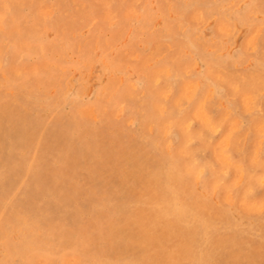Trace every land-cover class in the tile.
<instances>
[{
  "label": "rangeland",
  "instance_id": "rangeland-1",
  "mask_svg": "<svg viewBox=\"0 0 264 264\" xmlns=\"http://www.w3.org/2000/svg\"><path fill=\"white\" fill-rule=\"evenodd\" d=\"M81 1L0 0V264H264V0Z\"/></svg>",
  "mask_w": 264,
  "mask_h": 264
},
{
  "label": "bare ground",
  "instance_id": "bare-ground-1",
  "mask_svg": "<svg viewBox=\"0 0 264 264\" xmlns=\"http://www.w3.org/2000/svg\"><path fill=\"white\" fill-rule=\"evenodd\" d=\"M19 1H20V0H19ZM35 1H36V0H35ZM82 1H83V0H82ZM82 1H81V2H82ZM106 1H107V0H106ZM25 2H27V1H25ZM37 2H38V1H37ZM37 2H36V3H37ZM48 2H49V1H48ZM54 2H55V1H54ZM54 2H53V3H54ZM81 2H80V3H81ZM126 2H127V1H126ZM7 3H8V2H7ZM9 3H10V1H9ZM11 3H12V2H11ZM36 3H35V4H36ZM40 3H42V1H41ZM43 3H44V1H43ZM76 3H78V2H76ZM80 3H78V4H80ZM127 3L129 4V1H128ZM127 3H126V5H127ZM5 4H6V3H5ZM12 4H13V3H12ZM22 4H23V3H22ZM71 4H72V3H71ZM71 4H70V6H71ZM73 4H74V3H73ZM131 4H132V3H131ZM0 5H1V4H0ZM37 5H38V4H37ZM53 5H54V4H53ZM76 5H77V4H76ZM1 6H2V5H1ZM12 6H13V5H12ZM38 6H39V5H38ZM72 6H74V5H72ZM127 6H128V5H127ZM132 6H133V5H132ZM50 7H52V6H50ZM123 7H124V6H123ZM18 8H19V7H18ZM36 8H37V7H36ZM36 8H35V9H36ZM2 9H3V8H2ZM62 10H65V8L62 9ZM99 10H100V9H99ZM106 10H108V9H106ZM3 11H5V10H3ZM78 12H80V11H78ZM112 12H113V11H112ZM2 13H3V12H1V14H2ZM45 13H46V12H45ZM124 13H125V12H124ZM8 14H9V13H8ZM39 14H40V13H39ZM98 14H99V13H98ZM4 15H5V14H4ZM4 15H3V16H4ZM6 15H7V14H6ZM10 15L12 16V13H11ZM10 15H9V16H10ZM35 15H36V14H35ZM123 15H124V14H123ZM123 15H122V16H123ZM40 16H41V15H40ZM5 17H6V16H5ZM47 17H48V16H47ZM5 19H6V18H5ZM17 19H19V18H17ZM22 19H23V18H22ZM20 20H21V19H20ZM23 20H24V19H23ZM32 20H33V19H32ZM42 20H43V19H42ZM73 20H74V19H73ZM0 21H2V18H1ZM70 21H72V20H70ZM70 21H69V24L71 23ZM10 22H11V21H10ZM34 22L37 23V20L34 21ZM34 22H33L32 24H34ZM16 23H17V22H16ZM22 23H23V22H22ZM28 24L30 25V23H28ZM65 24H66V23H65ZM1 25H2V24H1ZM9 26H10V25H9ZM11 26H12V24H11ZM18 26H19V24H18ZM40 26H41V25H40ZM27 27H28V26H27ZM33 27H34V26H33ZM38 27H39V26H38ZM59 27H60V26H59ZM14 28L17 29V26L15 27V25H14ZM29 28H30V26H29ZM11 29H12V28H11ZM38 29H39V28H38ZM1 30H3V29H1ZM39 30H40V29H39ZM12 31H13V29H12ZM0 32H1V31H0ZM6 32H7V31H6ZM9 32H10V31H9ZM1 33H3V32H1ZM1 33H0V34H1ZM10 33H12V32H10ZM3 34H4V33H3ZM6 38H7V36H6ZM22 39H24V38H22ZM3 40H5V39H3ZM20 41H21V40H20ZM8 42H9V41H8ZM36 42H37V41H36ZM15 43H16V42H15ZM29 43H30V42H29ZM34 43H35V42H34ZM1 44H2V42H1ZM17 44H19V43H17ZM17 44H16V45H17ZM25 44H26V43H25ZM30 44H31V43H30ZM6 45H7V44H6ZM28 45H29V44H28ZM0 46H1V45H0ZM26 46H27V45H26ZM29 46H30V45H29ZM35 46H36V45H35ZM31 47H32V46H31ZM4 48H5V47H4ZM19 48H20V47H19ZM25 48H26V47H25ZM32 48H34V47H32ZM7 49H8V48H7ZM27 49H29V48H27ZM0 50H1V49H0ZM14 50H17V48H15ZM23 50H24V48H23ZM18 51H19V50H18ZM20 51H21V50H20ZM41 51H42V50H41ZM123 52H124V51H123ZM1 53H2V52H1ZM124 54H125V53H124ZM9 55H10V54H9ZM19 57H20V56H19ZM0 59H2V58H0ZM4 59H5V58H4ZM4 59H3V60H4ZM9 59H11V57H9ZM12 59H13V58H12ZM14 59H15V58H14ZM16 59H17V58H16ZM0 61H1V60H0ZM8 61H9V60H8ZM41 61H43V60H41ZM39 62H40V61H39ZM5 63H6V62H5ZM11 63H13V62H11ZM27 63H28V62H27ZM9 64H10V63H9ZM37 64H38V63H37ZM37 64H36V65H37ZM39 64H40V63H39ZM11 65H13V64H10V66H11ZM15 65H16V64H15ZM34 65H35V64H34ZM36 65H35V66H36ZM13 66H14V65H13ZM13 66H12V67H13ZM35 66H34V68H35ZM40 66H41V65H40ZM15 67H16V66H15ZM20 67H21V66H20ZM32 67H33V66H32ZM32 67H31V68H32ZM41 67H42V66H41ZM8 68H9V67H8ZM13 68H14V67H13ZM45 68H46V67H45ZM1 69H2V68H1ZM19 70H20V69H19ZM29 71H30V70H29ZM223 71H225V70H223ZM229 71H230V70H229ZM234 71H235V70H234ZM8 72H9V71H8ZM47 72H48V71H47ZM213 72H214V71H213ZM218 72H219V71H218ZM218 72H216V74H218ZM242 72H243V71H242ZM12 73H13V72H12ZM14 73H15V72H14ZM17 73H18V72H17ZM30 73H31V72H30ZM34 73H35V72H34ZM209 73H211V72L209 71ZM263 73H264V72H263ZM263 73H261V74H263ZM2 74H3V72H2ZM211 74H212V73H211ZM235 74H236V73H235ZM5 75H6V74H5ZM5 75H4V76H5ZM242 75H243V74H242ZM16 76H17V75H16ZM32 76H33V75H32ZM213 76H214V75H213ZM217 76H218V75H217ZM18 77H19V76H18ZM263 77H264V76H263ZM222 79H224V78H222ZM238 81H240V79H239ZM229 82H230V81H229ZM236 82H237V81H236ZM254 82H255V81H254ZM231 83H232V81H231ZM231 83H230V84H231ZM234 83H235V82H234ZM235 84H236V83H235ZM243 84H244V82H243ZM247 84L249 85V83H247ZM238 85H239V84H238ZM233 86H234V84L232 85V89L234 90ZM125 87H126V86H125ZM125 87H124V88H125ZM230 88H231V87H230ZM235 88H236V87H235ZM126 89H128V88H126ZM129 89H130V88H129ZM226 89L228 90L227 87H226ZM232 89H231V90H232ZM10 90H11V89H10ZM124 90H125V89H124ZM231 90H230V91H231ZM256 90L258 91L259 89H256ZM261 90H262V89H260V91H261ZM122 91H123V90H122ZM122 91H121V92H122ZM139 91H142V90H139ZM228 91H229V90H228ZM234 91H235V90H234ZM13 92H14V91H13ZM175 92H176V91H175ZM197 92H198V91H197ZM255 92H256V91H255ZM129 93H130V92H128V94H129ZM178 93H179V91H178ZM248 93H249V92H248ZM136 94H139V93L136 92L135 95H136ZM175 94H176V93H175ZM244 94H245V93H244ZM244 94H243V95H244ZM249 94H251V93H249ZM262 94H263V93H262ZM176 95H177V94H176ZM240 95H241V94H240ZM253 95H254V94H253ZM131 96H132V94H131ZM136 96H137V95H136ZM173 96L176 98L175 95H173ZM173 96H172V97H173ZM195 96H196V95H195ZM241 96H242V95H241ZM255 96H256V95H255ZM255 96H254V97H255ZM263 96H264V95H263ZM174 97H173V99H174ZM177 97H178V96H177ZM254 97H253V99H254ZM260 97H261V96H260ZM10 98H11V97H10ZM118 98H119V97H118ZM171 99H172V98H171ZM237 99H238V98H237ZM242 99H243V98H242ZM262 99H263V98H262ZM7 100H8V99H7ZM124 100H125V99H124ZM130 100H131V99H130ZM149 100H150V99H149ZM174 100H175V99H174ZM174 100H173V101H174ZM177 100L179 101L178 98H177ZM196 100H197V99H196ZM258 100H259V99H258ZM173 101H172V102H173ZM178 101H177V102H178ZM177 102H175V103H177ZM152 103H153V102H152ZM173 103H174V102H173ZM195 103H196V102H195ZM142 104H143V103H142ZM193 104H194V103H193ZM257 104H258V103H257ZM0 105H1V104H0ZM8 105H9V104H8ZM115 105H116V104H115ZM140 105H141V104H140ZM176 105H177V104H176ZM243 105H244V103H243ZM13 106H14V105H13ZM206 106L208 107V105H206ZM252 106H253V105H252ZM9 107H10V106H9ZM9 107H8V108H9ZM117 107H118V106H117ZM141 107H143V106L141 105ZM12 108H13V107H12ZM23 108H25V107H23ZM155 108H156V107H155ZM243 108H244V107H243ZM17 109H18V108H17ZM25 109H26V108H25ZM151 109H152V108H151ZM156 109H157V108H156ZM191 109H192V108H191ZM240 109H241V108H240ZM12 110H13V109H12ZM140 110H141V109H140ZM193 110H194V109H193ZM241 110H242V109H241ZM1 111H2V110H1ZM22 111H23V110H22ZM81 112H82V111H81ZM263 112H264V111H263ZM204 113H206V112H204ZM204 113H203V114H204ZM207 113L210 114V112H207ZM243 113H244V112H243ZM254 113H255V111H254ZM189 114H190V113H189ZM222 114H223V113H222ZM241 114H242V113H241ZM20 115H21V114H20ZM20 115H19V116H20ZM50 115H51V114H50ZM78 115H79V114H78ZM251 115H252V114H251ZM256 115H257V114H256ZM7 116H8V115H7ZM81 116H82V115H81ZM88 116H89V115H88ZM190 116H191V115H190ZM196 116H197V115H196ZM249 116H250V115H249ZM0 117H1V116H0ZM21 117H22V116H20V118H21ZM70 117H71V116H70ZM79 117H80V116H79ZM82 117H83V116H82ZM86 117H87V116H86ZM86 117H84V118H86ZM130 117H131V116H130ZM199 117H200V116H199ZM200 118H201V117H200ZM202 118H203V117H202ZM222 118H223V117H222ZM248 118H250V117H247V119H248ZM263 118H264V117H263ZM154 119H155V118H154ZM251 119H252V118H251ZM261 119H262V117H261ZM7 120H9V118H8ZM195 120H196V119H195ZM201 120H202V119H201ZM248 120H249V119H248ZM25 121H26V120H25ZM127 122H128V121H127ZM121 123H122V122H121ZM124 123H125V121H124ZM129 123H130V122H129ZM151 123H152V122H151ZM180 123H181V122H180ZM3 124H5V123L3 122ZM13 124H14V123H13ZM40 124H41V123H40ZM43 124H44V123H43ZM148 124H149V122H148ZM7 125H8V124H7ZM158 125H159V124H158ZM161 125H162V124H161ZM209 125H210V124H209ZM26 126H27V125H26ZM32 126H33V125H32ZM149 126H150V125H148V127H149ZM195 126H196V125H195ZM210 126H211V125H210ZM210 126H209V129H210ZM43 127H44V126H42V128H43ZM150 127H151V126H150ZM150 127H149V129H150ZM182 127H183V126H182ZM214 127H216V126L214 125ZM5 128H6V127H5ZM12 128H14V127H12ZM23 128H25V127H23ZM33 128H34V127H33ZM33 128H32V129H33ZM36 128H37V127H36ZM42 128H41V129H42ZM88 128H89V127H87V129H88ZM217 128H218V127H217ZM247 128H248V127H247ZM1 129H2V128H1ZM6 129H7V128H6ZM41 129H40V130H41ZM84 129H85V128H84ZM114 129H115V128H114ZM118 129H119V128H117V130H118ZM152 129H153V128H152ZM209 129H208V130H209ZM14 130H15V128H14ZM21 130H22V129H21ZM34 130H35V129H34ZM37 130H38V129H37ZM119 130H120V129H119ZM125 130H126V129H125ZM159 130H160V128H159ZM161 130H162V129H161ZM161 130H160V131H161ZM164 130H165V129H164ZM210 130H211V132L213 131L212 128H211ZM15 131H16V130H15ZM82 131H84V130H82ZM87 131H88V130H87ZM120 131H121V130H120ZM147 131H148V130H147ZM150 131H151V129H150ZM214 131H215V130H214ZM225 131H226V130H225ZM238 131H239V130H238ZM28 132H29V131H28ZM28 132H26V133H28ZM33 132H34V131H33ZM62 132H63V131H62ZM116 132H117V131H116ZM125 132H126V131H125ZM131 132H132V131H131ZM165 132H166V131H165ZM198 132H199V131H198ZM221 132H222V131H221ZM243 132H244V131H243ZM248 132H250V131L248 130ZM11 133H12V132H11ZM23 133H24V132H23ZM29 133H30V132H29ZM81 133H82V132H81ZM153 133H154V132H153ZM239 133H241V132L239 131ZM0 134H1V133H0ZM15 134H16V133H15ZM21 134H22V133H21ZM187 134H188V133H187ZM199 134H200V133H199ZM207 134H209V133H207ZM243 134L246 135L245 133H243ZM243 134H242V135H243ZM35 135H37V134H35ZM39 135H40V134H39ZM78 135H80V134L78 133ZM124 135H125V134H124ZM151 135H152V134H151ZM239 135H240V134H239ZM41 136H42V135H41ZM51 136H52V133H51ZM51 136H50V137H51ZM57 136H58V135H57ZM57 136H56V137H57ZM250 136H251V134H250ZM20 137H21V136H20ZM29 137H30V136H29ZM140 137H141V136H140ZM240 137H242V136H240ZM21 138H22V137H21ZM36 138H37V137H36ZM38 138H40V137H38ZM38 138H37V139H38ZM42 138H43V137H42ZM122 138H123V137H122ZM131 138H132V137H131ZM185 138H186V137H185ZM188 138H189V137H188ZM188 138H187V139H188ZM29 139H30V138H29ZM37 139H35V140H37ZM96 139H97V138H96ZM143 139H144V138H143ZM190 139H191V138H190ZM206 139H209V138H206ZM215 139H216V138H215ZM240 139H241V138H240ZM243 139H244V138H243ZM9 140H10V139H9ZM14 140H15V139H14ZM26 140H27V139H25V141H26ZM45 140H47V139H45ZM45 140H44V141H45ZM132 140H133V138H132ZM192 140H193V139H192ZM1 141H2V140H1ZM30 141H31V140H30ZM37 141H38V140H37ZM185 141L187 142V140H185ZM212 141H213V140H212ZM241 141H242V140H241ZM91 142H93V141H91ZM91 142H90V143H91ZM180 142H182V141H180ZM243 142H244V141H243ZM252 142H253V141H252ZM0 143H1V142H0ZM26 143H27V142H26ZM30 143H31V142H30ZM33 143H34V142H33ZM35 143H36V142H35ZM54 143H55V142H54ZM57 143H58V142H57ZM140 143H141V142H140ZM154 143H155V142H154ZM239 143H240V142H239ZM241 143H242V142H241ZM244 143H245V142H244ZM253 143H254V142H253ZM15 144H16V143H15ZM36 144H37V143H36ZM55 144H56V143H55ZM72 144H73V143H72ZM72 144H71V145H72ZM91 144H92V143H91ZM123 144H124V143H123ZM237 144H238V142H237ZM52 145H53V143H52ZM52 145H51V146H52ZM92 145H93V144H92ZM121 145H122V144H121ZM132 145H134V144H132ZM135 145H136V144H135ZM249 145H250V144H249ZM0 146H1V145H0ZM234 146H235V144H234ZM239 146H240V145H238L237 147H239ZM241 146H242V144H241ZM5 147H6V146H5ZM72 147H73V146H72ZM119 147H120V146H119ZM22 148H23V147H22ZM25 148H26V147H25ZM30 148H31V147H30ZM44 148H45V147H44ZM74 148H75V147H74ZM91 148H92V147H91ZM95 148H96V147H95ZM125 148H126V147H125ZM125 148H124V150H127V149H125ZM5 149H6V148H5ZM23 149H24V148H23ZM33 149H34V148H33ZM139 149H140V148H139ZM145 149H146V148H145ZM19 150H20V149H19ZM19 150H18V151H19ZM44 150H46V149H44ZM76 150H77V148H76ZM117 150H118V149H117ZM119 150H121V149H119ZM119 150H118V151H119ZM182 150H183V149H182ZM202 150H203V149H202ZM202 150H201V152H202ZM205 150H206V148H205ZM242 150H243V149H242ZM20 151H21V150H20ZM20 151H19V152H20ZM33 151H34V150H33ZM130 151H131V150H130ZM130 151H129V152H130ZM136 151H137V150H136ZM143 151H144V150H143ZM233 151H234V150H233ZM87 152H88V151H87ZM121 152H122V150H121ZM149 152H150V151H149ZM196 152H197V151H196ZM207 152H208V151H207ZM236 152H237V150H236ZM259 152H260V150H259ZM2 153H3V152H2ZM13 153H14V152H13ZM20 153H21V152H20ZM71 153H72V152H71ZM89 153H90V152H89ZM158 153H159V152H158ZM231 153H232V152H231ZM14 154H15V153H14ZM31 154H32V153H31ZM34 154H35V153H34ZM83 154H84V153H83ZM111 154H112V153H111ZM144 154L147 155L146 152H145ZM144 154H143V155H144ZM156 154H157V153H156ZM196 154H197V153H196ZM66 155H68V153H67ZM86 155H87V154H86ZM100 155H101V154H100ZM124 155H126V154H124ZM128 155H129V154H128ZM128 155H127V156H128ZM194 155H195V153H194ZM260 155H261V154H260ZM4 156H5V155H4ZM46 156H48V155H46ZM62 156H63V155H62ZM62 156H61V157H62ZM71 156H73V155H71ZM102 156H103V155H102ZM102 156H101V157H102ZM141 156H142V155H141ZM64 157H66V156H64ZM99 157H100V156H99ZM114 157H115V156H114ZM120 157H122V156H120ZM123 157H124V156H123ZM142 157H143V156H142ZM7 158H8V157H7ZM62 158H63V157H62ZM68 158H69V155H68ZM73 158H74V157H73ZM105 158H106V157H105ZM109 158H110V156H109ZM140 158H141V157H140ZM144 158H145V157H144ZM146 158H147V157H146ZM146 158H145V159H146ZM168 158H169V157H168ZM194 158H196V157H194ZM208 158H209V157H208ZM258 158H259V157H258ZM51 159H52V158H51ZM53 159H54V158H53ZM74 159H75V158H74ZM76 159H77V158H76ZM126 159H127V158H126ZM131 159H132V158H131ZM150 159H151V158H150ZM192 159H193V158H192ZM196 159H197V158H196ZM196 159H195V160H196ZM203 159H205V158H203ZM254 159H255V158H254ZM254 159H253V160H254ZM18 160H19V158H18ZM242 160H243V158H242ZM244 160H245V159H244ZM244 160H243V161H244ZM250 160H251V159H250ZM19 161H20V160H19ZM45 161H46V160H45ZM81 161H82V160H81ZM110 161H111V159H110ZM122 161H123V160H122ZM126 161H127V160H126ZM128 161H130V160H128ZM192 161H193V160H192ZM208 161H209V160H208ZM251 161H252V160H251ZM33 162H34V161H33ZM36 162H37V161H36ZM39 162H40V161H39ZM39 162H38V163H39ZM66 162H67V161H66ZM86 162H87V161H86ZM86 162H85V163H86ZM101 162H102V160H101ZM157 162H158V161H157ZM234 162H236V161H234ZM4 163H5V162H4ZM18 163H19V162H18ZM21 163H22V162H21ZM25 163H26V162H25ZM30 163H31V161H30ZM72 163H73V162H72ZM104 163H105V162H104ZM129 163H130V162H129ZM141 163H142V162H141ZM155 163H156V162H155ZM166 163H167V162H166ZM254 163H255V162H254ZM16 164H17V163H16ZM26 164H27V163H26ZM32 164H33V163H32ZM66 164H67V163H66ZM74 164H76V162H75ZM78 164H79V162H78ZM80 164H81V163H80ZM111 164H112V162H111ZM111 164H110V165H111ZM118 164H119V163H118ZM153 164H154V163H153ZM214 164H215V163H214ZM255 164H256V163H255ZM33 165H34V164H33ZM72 165H73V164H72ZM101 165H102V164H101ZM103 165H104V164H103ZM108 165H109V164H108ZM131 165H132V163H131ZM189 165H190V164H189ZM256 165H257V164H256ZM262 165L264 166V164H262ZM40 166H42L41 163H40ZM60 166H61V165H60ZM90 166H91V165H90ZM98 166H100V165H98ZM106 166H107V164H106ZM114 166H115V165H114ZM156 166H157V165H156ZM199 166H200V165H199ZM231 166H232V165H231ZM236 166H237V165H236ZM32 167H33V166H32ZM42 167H43V166H42ZM47 167H48V166H47ZM96 167H97V166H96ZM103 167H104V166H103ZM108 167H110V166H108ZM216 167H217V166H216ZM28 168H29V167H28ZM49 168H52V169H53V167H49ZM111 168H112V167H111ZM197 168H198V167H197ZM197 168H195V171H197V170H196ZM204 168H205V167H204ZM218 168H220V167H218ZM234 168H235V167H234ZM23 169H24V168H23ZM63 169H65V168H63ZM102 169H103V168H102ZM112 169H113V168H112ZM134 169H136V168H134ZM182 169H183V168H182ZM235 169H236V168H235ZM28 170H30V169H27V171H28ZM37 170H38V169H37ZM39 170H40V169H39ZM110 170H111V169H110ZM136 170H137V169H136ZM136 170H135V171H136ZM199 170H200V169H199ZM205 170H206V169H205ZM205 170H204V171H205ZM255 170H256V169H255ZM23 171H24V170H23ZM23 171H22V172H23ZM34 171H35V170H34ZM34 171H33V172H34ZM40 171H41V170H40ZM57 171H58V170H57ZM59 171H60V170H59ZM65 171H66V170H65ZM75 171H77V170L75 169ZM107 171H108V170H107ZM107 171H106V173H107ZM112 171H114V170H112ZM195 171H194V172H195ZM204 171H203V173H204ZM52 172H53V171H52ZM55 172H56V171H55ZM115 172H116V171H115ZM218 172L220 173V171H218ZM36 173H37V172H36ZM46 173H47V172H46ZM62 173H63V172H62ZM65 173H66V172H65ZM65 173H63V175H64ZM67 173H68V172H67ZM74 173H75V172H74ZM111 173L113 174V172H111ZM129 173H130V172H129ZM129 173H128V174H129ZM22 174H23V173H22ZM29 174H30V173H29ZM29 174H28V175H29ZM48 174H49V173H48ZM71 174H72V171H71ZM99 174H100V173H99ZM196 174H197V172H196ZM205 174H206V173H205ZM244 174H245V173H244ZM259 174H261V173H259ZM49 175H50V174H49ZM60 175H61V172H60L59 176H60ZM116 175H117V174H116ZM122 175H124V174H122ZM199 175H200V174H199ZM22 176H23V175H22ZM67 176H68V174H67ZM72 176H73V174H72ZM75 176H76V174H75ZM109 176H110V175H109ZM197 176H198V175H197ZM218 176L221 177V176H222L221 173H220V175H218ZM260 176H261V175H260ZM33 177H34V176H33ZM36 177H37V176H36ZM43 177H45V176H43ZM46 177H47V176H46ZM123 177H124V176H123ZM192 177H193V175H192ZM214 177H215V176H214ZM214 177H213V179H214ZM216 177H217V176H216ZM231 177H232V176H231ZM257 177H259V175H257ZM261 177H262V176H261ZM261 177H260V179H261ZM1 178H2V177H1ZM60 178H63V177H60ZM74 178H75V177H74ZM112 178H114V177H112ZM117 178H118V177H117ZM141 178H142V177H141ZM197 178H198V177H197ZM226 178H227V177H226ZM27 179H28V178H27ZM47 179H49V178H47ZM56 179H57V178H56ZM110 179H111V178H110ZM231 179H232V178H231ZM262 179H263V178H262ZM262 179H261V180H262ZM21 180H22V179H21ZM21 180H20V181H21ZM45 180H46V179H45ZM53 180H54V179H53ZM63 180H64V179H63ZM97 180H98V179H97ZM101 180H102V179H100V181H101ZM261 180H260V181H261ZM17 181H18V180H17ZM50 181H51V179H50ZM211 181H213V180H211ZM219 181H220V179H219ZM225 181H226V180H225ZM232 181H234V180H232ZM258 181H259V180H258ZM21 182H22V181H21ZM27 182H28V181H27ZM27 182H26V183H27ZM46 182H48V181L46 180ZM195 182H196V181H195ZM213 182H214V181H213ZM226 182H227V181H226ZM234 182H235V181H234ZM67 183H68V182H67ZM91 183H92V182H91ZM118 183H119V182H118ZM123 183H124V182H123ZM229 183H230V182H229ZM239 183L241 184L242 182H239ZM260 183H261V182H260ZM16 184H17V183H16ZM18 184H20V183H18ZM18 184H17V185H18ZM29 184H30V183H29ZM50 184H51V183H50ZM53 184H54V183H53ZM103 184H104V183H103ZM139 184H140V183H139ZM193 184H194V183H193ZM193 184H192V186H193ZM212 184H213V183H212ZM216 184H217V183H216ZM244 184L246 185V182H245ZM250 184H251V183H250ZM250 184H248V185H250ZM256 184H257V183H256ZM263 184H264V183H263ZM30 185H31V184H30ZM51 185H52V184H51ZM55 185H56V184H55ZM59 185H60V184H59ZM111 185H112V184H111ZM117 185H118V184H117ZM120 185H121V184H120ZM235 185H236V183H235ZM258 185H259V184H258ZM260 185H262V184H260ZM53 186H54V185H53ZM60 186H61V185H60ZM60 186H57V187H60ZM64 186H65V185H64ZM76 186H77V185H76ZM112 186H113V185H112ZM128 186H129V185H128ZM130 186H131V185H130ZM192 186H191V187H192ZM254 186H255V185H254ZM16 187H18V186H16ZM38 187L40 188V186H38ZM90 187H91V186H90ZM99 187H100V186H99ZM104 187H105V186H104ZM106 187H108V186L106 185ZM121 187H122V186H121ZM221 187H222V185H221ZM224 187H225V185H224ZM247 187H248V186H247ZM247 187H246V188H247ZM252 187H253V186H252ZM257 187H260V186H257ZM100 188H101V187H100ZM109 188H110V187H109ZM132 188H133V187H132ZM211 188H212V187H211ZM228 188H229V186H228ZM228 188H227V189H228ZM249 188H250V187H249ZM254 188H255V187H254ZM17 189H18V188H17ZM43 189H44V188H43ZM68 189H69V188H68ZM70 189H71V187H70ZM90 189H91V188H90ZM117 189H118V188H117ZM193 189H194V188H193ZM242 189H243V187H242ZM14 190H16V189L14 188ZM31 190H32V188H31ZM49 190H50V189H49ZM56 190L58 191V188H57ZM104 190H105V189H104ZM120 190H121V188H120ZM169 190H170V189H169ZM223 190H224V189H223ZM228 190H229V189H228ZM247 190H248V189H247ZM261 190H262V192H263V189H261ZM10 191H11V190H10ZM34 191H35V190H34ZM44 191H45V190H44ZM91 191H92V189H91ZM240 191H241V190H240ZM240 191H238V192H240ZM11 192H12V191H11ZM22 192H23V191H21L20 193H22ZM48 192H49V191H48ZM83 192H84V191H83ZM169 192H171V191H169ZM243 192H247V191L245 190V191H243ZM9 193H10V192H9ZM20 193H18V194H20ZM24 193H25V192H24ZM35 193H36V192H35ZM35 193H34V194H35ZM43 193H44V192H43ZM51 193H52V192H51ZM53 193H54V192H53ZM68 193H69V192H68ZM111 193H112V192H111ZM121 193H122V192H121ZM186 193H187V192H186ZM188 193H190V192H188ZM223 193H224V192H223ZM250 193H251V192H250ZM14 194H15V193H14ZM61 194H62V193H61ZM71 194H72V193H71ZM88 194H89V193H88ZM99 194H100V193H99ZM124 194H125V193H124ZM184 194H185V193H184ZM191 194H192V193H191ZM196 194H197V193H196ZM221 194H222V192H221ZM246 194H247V193H246ZM21 195H22V194H21ZM32 195H33V194H32ZM85 195H86V194H85ZM95 195H96V194H95ZM107 195H108V194H107ZM109 195H110V194H109ZM125 195H126V194H125ZM239 195H240V194H239ZM243 195H245V194H243ZM0 196H2V195L0 194ZM3 196H4V195H3ZM9 196H11V195H9ZM12 196H13V195H12ZM42 196H43V195H42ZM83 196H84V195H83ZM91 196H92V195H91ZM105 196H106V194H105ZM115 196H116V195H115ZM133 196H134V195H133ZM168 196H170V195H168ZM39 197H40V195H39ZM60 197H62V196H60ZM102 197H103V196H102ZM135 197H136V195H135ZM179 197H180V196H179ZM181 197H182V196H181ZM183 197H184V196H183ZM183 197H182V198H183ZM235 197H236V196H235ZM238 197H239V196H238ZM238 197H237V198H238ZM247 197H248V196H247ZM3 198H4V197H3ZM25 198H26V197H25ZM35 198H36V197H35ZM43 198H44V197H42L41 199H43ZM49 198H50V197H49ZM75 198H77V197H75ZM96 198H97V196H96ZM105 198H107V196H106ZM114 198H116V197H114ZM136 198H137V197H136ZM176 198L179 199L178 197H176ZM220 198H221V197H220ZM263 198H264V196H263ZM1 199H2V197H1ZM1 199H0V200H1ZM57 199H58V198H57ZM90 199H91V198H90ZM100 199H101V198H100ZM138 199H139V198H138ZM201 199H203V198H200V201L202 202ZM243 199H244V198H243ZM247 199H250V198H247ZM21 200H23V198H22ZM44 200H47V199H44ZM75 200H77V199H75ZM93 200H94V198H93ZM96 200H97V199H96ZM98 200H99V199H98ZM203 200H204V199H203ZM209 200H210V199H209ZM221 200H222V198H221ZM24 201H26V200H24ZM32 201H33V200H31V202H32ZM38 201H39V200H38ZM38 201H36V202H38ZM86 201H87V199H86ZM113 201H114V200H113ZM146 201H147V200H146ZM191 201H193V200H191ZM212 201H213V200H211V202H212ZM253 201H254V198H253ZM49 202H50V204H51V201H49ZM104 202H105V200H104ZM126 202H127V201H126ZM148 202H149V200H148ZM183 202H184V201H182V203H183ZM206 202H208V201H206ZM226 202H227V201H226ZM226 202H225V203H226ZM236 202H237V201H236ZM236 202H235V203H236ZM25 203H27V201H26ZM25 203H24V204H25ZM42 203H43V202H42ZM115 203H116V202H115ZM119 203H121V202H119ZM119 203H117V204H119ZM128 203H129V200H128ZM131 203H132V202H131ZM188 203H189V202H188ZM204 203H205V202H204ZM204 203H203V204H204ZM227 203H228V202H227ZM252 203H253V202H252ZM62 204H63V203H62ZM62 204H59V205H62ZM104 204H105V203H104ZM108 204H110V203H108ZM205 204H206V203H205ZM205 204H204V205H205ZM213 204H214V203H213ZM217 204H218V203H217ZM217 204H216V206H217ZM39 205H40V204H39ZM101 205H102V204H101ZM101 205H100V206H101ZM137 205H140V204H137ZM148 205H149V204H148ZM188 205H190V204H188ZM223 205H224V203H223ZM226 205H227V204H226ZM15 206H16V205H15ZM27 206H28V205H27ZM34 206H35V205H34ZM42 206H44V204H42ZM57 206H58V204H57ZM83 206H86V205L84 204ZM98 206H99V205H98ZM103 206H104V205H103ZM111 206H113V205H111ZM111 206H110V207H111ZM121 206H122V205H121ZM133 206H134V205H133ZM201 206H202V205H201ZM211 206H212V205H211ZM220 206H221V205H220ZM24 207H25V206H24ZM35 207H37V206H35ZM87 207H89V206H87ZM106 207H107V206H106ZM116 207H117V205H116ZM131 207H132V205H131ZM148 207H149V206H148ZM192 207H195V206H192ZM196 207H198V206H196ZM202 207L204 208V206H202ZM254 207H255V206H254ZM258 207H259V206H258ZM20 208H21V207H20ZM37 208H38V207H37ZM66 208H67V207H66ZM80 208H81V207H80ZM103 208H104V207H103ZM103 208H102V209H103ZM124 208H125V207H124ZM129 208H130V207H129ZM198 208H200V207H198ZM234 208H235V207H234ZM259 208H260V207H259ZM40 209H41V208H40ZM40 209H39V210H40ZM52 209H53V208H52ZM54 209H55V208H54ZM54 209H53V210H54ZM82 209H83V208H82ZM97 209H98V208H97ZM102 209H101V210H102ZM120 209H121V208H120ZM122 209H123V208H122ZM187 209H188V208H187ZM204 209H205V208H204ZM236 209H237V208H236ZM236 209H235V210H236ZM254 209H255V208H254ZM260 209H261V208H260ZM7 210H8V209H7ZM15 210H16V209H15ZM15 210H14V211H15ZM60 210H61V209H60ZM80 210H81V209H80ZM80 210H79V211H80ZM109 210H110V209H109ZM115 210H116V209H115ZM124 210H126V209H124ZM124 210H123V211H124ZM172 210H173V209H172ZM193 210H195V209H193ZM198 210H200V209H198ZM198 210H197V211H198ZM226 210H228V209H226ZM233 210H234V209H233ZM233 210H232V211H233ZM235 210H234V211H235ZM237 210H238V209H237ZM0 211H1V210H0ZM2 211H3V210H2ZM2 211H1V212H2ZM47 211H48V210H47ZM54 211H55V210H54ZM54 211H53V212H54ZM56 211H57V210H56ZM87 211H89V210H87ZM99 211H100V210H99ZM111 211H112V210H111ZM120 211H121V210H120ZM127 211H128V210H127ZM173 211H174V210H173ZM190 211H191V210H190ZM204 211H207V210L205 209ZM211 211H212V210H211ZM215 211H216V210H215ZM241 211H242V210H241ZM251 211H252V210H251ZM255 211H256V210H255ZM257 211H258V210H257ZM9 212H10V211H9ZM28 212H29V211H28ZM39 212H40V211H39ZM41 212H42V211H41ZM75 212H76V211H75ZM82 212H83V211H81V214H82ZM115 212H116V211H115ZM115 212H113V214H114ZM155 212H156V211H155ZM188 212H189V211H188ZM200 212H201V210H200ZM216 212H217V211H216ZM37 213H38V212H37ZM51 213H52V210H51ZM108 213H109V212H108ZM117 213L119 214V212H117ZM122 213H123V212H122ZM191 213H193V212H191ZM194 213H195V212H194ZM201 213H202V212H201ZM206 213H207V212H206ZM214 213H215V212H214ZM214 213H213V214H214ZM229 213H231V212H229ZM237 213H238V212H237ZM240 213H241V212H240ZM240 213H239V214H240ZM14 214H17V213L14 212ZM45 214H46V213H45ZM52 214H54V213H52ZM100 214H102V213H100ZM105 214H106V212H105ZM202 214H203V213H202ZM207 214H208V213H207ZM207 214H206V217H207ZM213 214H212V215H213ZM12 215H13V214H12ZM19 215H20V213H19ZM32 215H33V214H32ZM42 215H43V214H42ZM92 215H93V214H92ZM120 215H123V214H120ZM124 215H125V214H124ZM183 215H184V214H183ZM191 215H192V214H191ZM198 215H199V213H198ZM203 215H204V214H203ZM203 215H202V216H203ZM208 215H209V214H208ZM254 215H255V214H254ZM21 216H22V215H21ZM33 216H34V215H33ZM33 216H32V217H33ZM57 216H58V215H57ZM73 216H74V215H73ZM100 216H101V215H100ZM102 216H103V215H102ZM102 216H101V217H102ZM128 216H129V215H128ZM209 216H210V215H209ZM213 216H214V215H213ZM213 216H212V218H213ZM243 216H244V215H243ZM39 217L41 218V216H39ZM43 217H44V216H43ZM59 217H61V216L59 215ZM104 217H105V216H104ZM118 217H119V216H118ZM179 217H181V216H179ZM179 217H177V218H179ZM186 217H187V216H186ZM6 218H8V217H6ZM35 218H36V217H35ZM51 218H52V216H51ZM55 218H57V217L55 216ZM63 218H64V216H63ZM78 218H79V217H78ZM89 218H90V217H89ZM89 218H88V219H89ZM102 218H103V217H102ZM107 218H108V217H107ZM110 218L112 219V217H110ZM125 218H126V217H125ZM127 218H128V217H127ZM167 218H168V217H167ZM181 218H182V217H181ZM196 218H197V217H196ZM47 219H48V217H47ZM64 219L66 220V218H64ZM72 219H73V218H72ZM88 219H87V221H89ZM99 219H100V218H99ZM99 219H98V220H99ZM105 219H106V217H105ZM123 219H124V218H123ZM131 219H132V218H131ZM169 219H172V217H170ZM192 219H193V218H192ZM29 220H31V219H29ZM45 220H46V219H45ZM108 220H109V219H108ZM108 220H107V221H108ZM172 220H173V219H172ZM182 220H184V219L182 218ZM36 221H38V219H37ZM36 221L34 220L33 222H36ZM46 221H47V220H46ZM49 221H50V220H49ZM52 221H53V220H52ZM55 221H56V220H55ZM75 221H76V220H75ZM83 221H84V220H83ZM91 221H92V219H91ZM91 221H90V222H91ZM103 221H104V220H103ZM186 221H187V220H186ZM250 221H251V220H250ZM2 222H4V221H2ZM41 222H42V221H41ZM47 222H48V221H47ZM71 222H72V221H71ZM77 222H78V221H77ZM97 222H99V221H97ZM165 222H167V219H166ZM169 222H170V221H168V224H169ZM172 222H173V221H172ZM174 222H177V221H174ZM174 222H173V223H174ZM214 222H215V221H214ZM214 222H213V223H214ZM0 223H1V222H0ZM37 223H39V222H37ZM45 223H46V222H45ZM69 223H70V222H69ZM69 223L67 222V224H69ZM91 223H92V222H91ZM106 223H107V222H105L104 224H106ZM116 223H117V221H116ZM116 223H115V224H116ZM124 223H125V222H124ZM124 223H122V224L124 225ZM162 223H164V222L162 221ZM184 223H187V222H184ZM25 224H27V223H25ZM39 224H42V223H39ZM59 224H60V223H59ZM67 224H66V225H67ZM74 224H75V223H74ZM122 224H121V225H122ZM129 224H130V222H129ZM164 224H165V223H164ZM174 224H175V223H174ZM188 224H189V223H188ZM253 224H254V222H253ZM35 225H36V224H35ZM35 225H34V226H35ZM52 225H55V224H53V222H52ZM87 225H88V224H87ZM92 225H93V224H92ZM106 225H107V224H106ZM119 225H120V224H119ZM123 225H122V226H123ZM178 225H179V224H178ZM189 225H190V224H189ZM191 225H192V223H191ZM193 225H194V224H193ZM212 225H213V224H212ZM212 225H210V226H212ZM43 226H44V225H43ZM48 226H50V225H48ZM57 226H58V225H57ZM57 226H56V227H57ZM68 226H69V225H68ZM125 226H126V225H125ZM134 226H136V224H135ZM248 226H249V225H248ZM23 227H24V226H23ZM37 227H38V226H37ZM52 227H53V226H52ZM62 227H64V226H62ZM62 227H61V228H62ZM66 227H67V226H66ZM72 227H74V225H73ZM88 227H89V226H88ZM100 227H101V225H100ZM127 227H128V226H127ZM136 227H137V226H136ZM136 227H135V228H136ZM191 227H192V226H191ZM38 228H39V227H38ZM76 228H77V227H76ZM96 228H98V227H96ZM102 228L104 229V227H102ZM105 228H106V227H105ZM107 228H109V227H107ZM107 228H106V229H107ZM113 228H114V227H113ZM113 228H111V230H115V229H113ZM181 228H182V227H181ZM72 229H73V228H72ZM77 229H78V228H77ZM91 229H92V228H91ZM91 229H90V230H91ZM100 229H101V228H100ZM132 229H133V227H132ZM160 229H161V227H160ZM164 229H166V228H164ZM168 229H169V228H168ZM176 229H177V228H176ZM191 229H192V228H191ZM13 230H14V229H13ZM36 230H37V228H36ZM58 230H59V229H58ZM60 230H61V229H60ZM60 230H59V231H60ZM88 230H89V229H88ZM90 230H89V231H90ZM133 230H136V229H133ZM171 230H172V229H171ZM43 231H44V229H43ZM54 231H55V230H54ZM74 231H75V230H74ZM77 231H78V230H77ZM96 231H97V230H96ZM105 231H107V230H105ZM129 231H130V230H129ZM140 231H141V230H140ZM140 231H139V232H140ZM164 231H165V230H164ZM173 231H174V229H173ZM192 231H195V230H192ZM257 231H258V230H257ZM34 232H35V231H34ZM34 232H33V233H34ZM48 232H49V231H48ZM87 232H88V231H87ZM98 232H99V231H98ZM101 232H102V231H101ZM126 232H128V230H126ZM132 232H135V231H132ZM136 232H137V231H136ZM151 232H152V231H151ZM170 232H171V231H170ZM175 232H176V231H174V233H175ZM184 232H185V231H184ZM33 233H32V235H33ZM43 233H44V232H43ZM110 233H111V232H110ZM163 233H165V232H163ZM168 233H169V232H168ZM171 233H172V235H175V234H173V232H171ZM171 233H170L169 235H171ZM176 233H177V232H176ZM185 233H186V232H185ZM256 233H257V232H256ZM35 234H36V233H35ZM49 234H53V233H49ZM74 234H75V233H74ZM95 234H96V233H95ZM105 234H107V233H105ZM121 234H122V233H121ZM166 234H167V233H166ZM177 234H178V233H177ZM11 235H12V234H11ZM60 235H61V234H60ZM87 235H88V234H87ZM259 235H260V234H259ZM17 236H18V235H17ZM22 236H23V235H22ZM26 236H27V235H26ZM38 236H39V235H38ZM53 236H54V235H53ZM65 236H66V235H65ZM69 236H70V235H69ZM128 236H129V235H128ZM162 236H163V235H162ZM164 236H165V235H164ZM166 236H167V235H166ZM178 236H179V235H178ZM263 236H264V235H263ZM13 237H14V236H13ZM13 237H12V238H13ZM24 237H25V235H24ZM34 237L36 238L37 236H34ZM34 237H33V238H34ZM56 237H57V236H56ZM92 237H93V236H92ZM97 237H98V236H97ZM99 237H100V235H99ZM126 237H127V236H126ZM130 237H131V236H130ZM134 237H135V236H134ZM134 237H133V238H134ZM160 237H161V235H160ZM183 237H184V236H183ZM185 237H186V236H185ZM199 237H201V236H199ZM199 237H198V238H199ZM209 237H210V236H209ZM42 238H43V237H42ZM74 238H75V237H74ZM74 238H73V239H74ZM87 238H88V237H87ZM114 238H115V237H114ZM122 238H124V237H122ZM163 238H164V237H163ZM163 238H162V239H163ZM202 238H203V237H202ZM206 238H207V236H206ZM206 238H205V239H206ZM38 239H39V238H38ZM44 239H45V238H44ZM44 239H41V240H44ZM67 239H68V238H67ZM71 239H72V238H71ZM76 239H77V237H76ZM92 239H94V238H92ZM111 239H112V238H111ZM116 239H117V238H116ZM129 239H132V238H129ZM167 239H169V238H167ZM176 239H177V238H176ZM181 239H182V238H181ZM190 239H191V238H190ZM24 240H25V239H24ZM29 240H30V239H29ZM39 240H40V239H39ZM78 240H79V239H78ZM105 240H106V237H105ZM108 240H109V239H108ZM117 240H118V239H117ZM119 240H120V239H119ZM184 240H185V239H184ZM208 240H209V238H208ZM73 241H74V240H73ZM81 241H82V240H81ZM84 241H85V240H84ZM103 241H104V240H103ZM110 241H111V240H110ZM164 241H166V240L164 239ZM167 241H168V240H167ZM176 241H177V240H176ZM206 241H207V240H206ZM25 242H26V241H25ZM69 242H70V241H69ZM74 242H75V241H74ZM77 242H78V241H77ZM91 242H92V240H91ZM93 242H94V241H93ZM96 242H97V241H96ZM124 242H125V240H124ZM135 242H136V241H135ZM140 242H141V244H143L142 241H140ZM153 242H154V241H153ZM180 242H181V241H180ZM184 242H185V241H184ZM65 243H66V242H65ZM99 243H100V240H99ZM108 243H109V242H108ZM110 243H111V242H110ZM120 243H121V242H120ZM127 243H128V242H127ZM137 243H138V241L136 242V244H137ZM154 243H155V242H154ZM163 243H165V242H163ZM186 243H187V241H186ZM203 243H204V241H203ZM203 243L200 244V245H203ZM32 244H33V243H32ZM50 244H51V243H50ZM89 244H90V243H89ZM91 244H92V243H91ZM91 244H90V245H91ZM117 244H118V243H117ZM166 244H167V242L165 243V245H166ZM176 244H177V243H176ZM187 244H188V243H187ZM190 244H191V243H190ZM190 244H189V245H190ZM7 245H8V243H7ZM55 245H56V244H55ZM126 245H127V244H126ZM130 245H131V244H130ZM169 245H172V244L169 243ZM52 246H53V244H52ZM81 246H82V245H81ZM93 246H95V245H93ZM109 246H111V244H110ZM117 246H118V245H117ZM117 246H116V247H117ZM122 246H124V245H122ZM144 246H145V245H144ZM146 246H147V245H146ZM166 246H167V245H166ZM178 246H179V245H178ZM12 247H13V246H12ZM88 247H89V245H88ZM88 247H87V248H88ZM99 247H100V246H99ZM114 247H115V246H114ZM133 247H134V246H133ZM150 247H151V245H150ZM155 247H156V246H155ZM162 247H163V245H162ZM189 247H190V246H189ZM196 247H197V246H196ZM5 248H7V247L5 246ZM93 248H94V247H93ZM101 248H102V247H101ZM103 248H104V246H103ZM117 248H118V247H117ZM200 248H202V247H200ZM105 249H106V248H105ZM146 249H147V247H146ZM159 249H161V248H159ZM163 249H164V247H163ZM166 249H167V248H166ZM166 249H164V250H166ZM193 249H195V248H193ZM11 250H13V249H11ZM79 250H80V248H79ZM83 250H84V249H83ZM90 250H91V249H90ZM119 250H120V249H119ZM121 250H123V249L121 248ZM135 250H138V249H134L133 251H135ZM143 250H144V249H143ZM167 250H168V249H167ZM183 250H185V249H183ZM17 251H18V250H17ZM69 251L71 252V250H69ZM75 251H76V250H75ZM75 251H74V252H75ZM84 251H86V250H84ZM108 251H109V250H108ZM127 251H128V249H127ZM139 251H140V250H139ZM141 251H142V250H141ZM161 251H162V250H161ZM169 251H170V250H169ZM195 251H196V250H195ZM195 251H194V252H195ZM223 251H224V249H223ZM62 252H63V251H62ZM64 252H65V250H64ZM67 252H68V251H67ZM74 252H73V253H74ZM100 252H101V251H100ZM103 252H104V251H102V253H103ZM105 252H106V251H105ZM113 252H114V251H113ZM116 252H117V251H116ZM120 252H121V251H120ZM128 252H129V251H128ZM128 252H127V254H129ZM130 252H131V251H130ZM137 252H138V251H137ZM137 252H136V253H137ZM142 252H143V251H142ZM163 252L165 253L166 251H163ZM167 252H168V251H167ZM184 252H185V251H184ZM184 252H183V253H184ZM186 252H187V250H186ZM65 253H66V252H65ZM73 253H72V254H73ZM82 253H83V252H82ZM82 253H81V255H83ZM87 253H88V252H87ZM131 253H133V252H131ZM152 253H153V252H152ZM160 253H161V252H160ZM172 253H175V252L173 251ZM172 253H171V254H172ZM179 253H180V251H179ZM191 253H192V252H191ZM207 253H208V250H207ZM44 254H45V253H44ZM100 254H101V253H100ZM104 254H105V253H104ZM110 254H111V252H110ZM169 254H170V253L168 252V255H169ZM210 254H211V253H210ZM210 254H206V255H209V256H210ZM32 255H33V254H32ZM77 255H79V254H77ZM112 255L114 256L115 254H112ZM131 255H132V254H131ZM145 255H146V254H145ZM147 255H148V254H147ZM147 255H146V256H147ZM168 255H167V256H168ZM174 255H177V254H174ZM180 255H181V253H180ZM186 255H187V253H186ZM62 256H63V255H62ZM70 256H71V255H70ZM141 256H142V255H140V257H141ZM143 256H144V254H143ZM143 256H142V257H143ZM203 256H204V255H203ZM258 256H259V255H258ZM35 257H36V256H35ZM43 257H44V256H43ZM48 257H49V256H48ZM71 257H72V256H71ZM76 257H77V256H76ZM99 257H100V256H99ZM122 257H123V256H122ZM136 257H137V256H136ZM157 257H158V256H157ZM168 257H170V256H168ZM181 257H182V256H181ZM204 257H205V256H204ZM217 257H218V256H217ZM28 258H29V257H28ZM74 258H75V257H74ZM80 258H82V256H81ZM105 258H106V257H105ZM123 258H124V257H123ZM126 258H127V257H126ZM134 258H135V257H134ZM153 258H154V256H153ZM185 258H186V257H185ZM198 258H199V257H198ZM20 259H21V258H20ZM32 259H33V258H32ZM48 259H49V258H48ZM54 259H55V258H54ZM77 259H78V258H77ZM89 259H91V258L89 257ZM98 259H99V258H98ZM100 259H101V258H100ZM127 259H128V258H127ZM172 259H173V258H172ZM182 259H183V258H182ZM201 259H202V258H201ZM38 260H40V258H39ZM71 260H72V259H71ZM116 260H118V259H116ZM125 260H126V259H125ZM166 260H167V259H166ZM166 260H165V261H166ZM177 260H178V259H177ZM33 261H34V260H33ZM76 261H77V260H76ZM81 261H82V260H81ZM90 261H91V260H90ZM90 261H89V263H90ZM94 261H95V260H94ZM119 261H121V260H119ZM130 261H131V259H130ZM153 261H154V260H153ZM155 261H157V259H155ZM155 261H154V262H155ZM171 261H172V260H171ZM171 261H169V262L171 263ZM198 261H199V260H198ZM200 261H201V260H200ZM204 261H205V260H204ZM46 262H47V261H46ZM95 262H96V261H95ZM111 262H112V261H111ZM147 262H150V261H147ZM158 262H159V261H157V263H158ZM167 262H168V260H167ZM179 262H180V261H179ZM181 262H182V261H181ZM202 262H203V261H202ZM202 262H200V263H202ZM30 263H31V262H30ZM37 263H39V262H37ZM43 263H44V262H43ZM60 263H61V262H60ZM79 263H80V262H79ZM81 263H82V262H81ZM98 263H99V262H98ZM108 263H109V262H108ZM31 264H32V263H31ZM45 264H46V263H45ZM147 264H148V263H147ZM150 264H151V263H150ZM180 264H181V263H180Z\"/></svg>",
  "mask_w": 264,
  "mask_h": 264
}]
</instances>
